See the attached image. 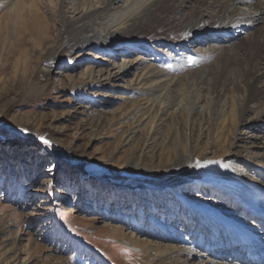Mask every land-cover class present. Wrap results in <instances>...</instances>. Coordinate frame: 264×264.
I'll use <instances>...</instances> for the list:
<instances>
[{
  "label": "rangeland",
  "instance_id": "rangeland-1",
  "mask_svg": "<svg viewBox=\"0 0 264 264\" xmlns=\"http://www.w3.org/2000/svg\"><path fill=\"white\" fill-rule=\"evenodd\" d=\"M85 1L52 3L71 16V9ZM87 1L97 5V0ZM126 1L115 0L118 5ZM17 3L0 0V264H158L163 248L182 251L183 264H250L236 258L240 253L235 246L226 249L231 242L224 236L226 228L221 224L218 229L219 220L202 207L255 228L257 244L264 242V221L252 210L249 215L255 217H249L240 200L204 179L226 174L228 180L246 184L235 170L255 179L251 186L264 185V105L250 104L254 112L231 118L229 103L238 100L232 90L225 108L216 114L204 107V119L190 136L187 117L194 110L190 87H180L175 98L183 117L172 116L173 108L162 115L154 109L139 126L138 116L144 110L133 104L142 99L140 88L145 83L137 80L142 75L137 61L141 67L149 61L163 74L183 62L182 71L171 76L186 82L190 70L214 61L212 56L199 62L196 58L213 46H218L216 52L227 48L230 54L234 44L247 43L253 28L237 29V40L234 35H227L228 40L220 35L216 41L183 44L171 59L166 49L148 55L158 51L146 45L123 51L115 47L112 58L95 50L77 51L71 64L46 63L32 48L29 33L17 32L20 19L13 10ZM42 10L55 27L56 41L62 30L60 17ZM216 14L213 11L212 16ZM210 21L207 17L201 24ZM168 59L171 65L165 66ZM43 65L52 67L49 73H42ZM101 67L116 77L104 81ZM86 69H93L91 78L84 75ZM258 87L264 92V83ZM145 97L164 101L162 92L149 91ZM131 109L135 112L128 115ZM240 117L244 121L238 124ZM135 128L136 135L128 136ZM215 131L222 134V143L210 148L207 140ZM147 140L152 148L142 155ZM192 151L194 162L179 166L184 163L178 161L179 155L183 158ZM191 211L196 214L188 217ZM105 228L121 234L112 236Z\"/></svg>",
  "mask_w": 264,
  "mask_h": 264
},
{
  "label": "bare ground",
  "instance_id": "bare-ground-1",
  "mask_svg": "<svg viewBox=\"0 0 264 264\" xmlns=\"http://www.w3.org/2000/svg\"><path fill=\"white\" fill-rule=\"evenodd\" d=\"M17 1L18 3L13 7L20 19L17 32L20 33L24 30L29 33L32 48L42 55L41 59H44L43 62L46 63L61 60L71 64L77 60L75 53L77 51L86 53L95 50L103 58H112L111 50L115 47L123 51L128 46L145 47L146 45H152L158 51L148 55L154 56L155 54L152 53L159 55L161 49H166L171 52L169 56L171 59L172 54H176L178 48L183 44L193 45L208 39L216 41L219 40L218 36L220 35L227 40L230 38L228 36L234 35L232 39L237 40L240 34V32L237 33V29L253 28L252 36L247 43L234 44L230 49V54H228L227 48L216 52L218 46H213L206 55L196 58L195 62H199L201 58L212 56L214 61L211 62L212 64L205 63L199 66V70H190L186 75L188 76L186 82L171 76L174 71H182L183 62L173 66L171 73L163 74L159 67L152 66L153 64H149V61H146L142 67L140 61H137L136 69L140 68L142 71L141 77L137 80L140 83L145 82L141 84L140 88L142 99L133 104L141 105L139 110H144L138 116L142 121L139 126L147 120L146 113L154 109H158L159 115H162L173 108L172 116L178 114L183 117L184 111H179L181 108H175L177 107L175 98L180 92V87H190L192 90L189 89L191 93L189 96L192 95L194 110L189 112V117H187L191 127L190 136L193 134L195 124L201 125L209 109L210 111L211 109L215 110L216 114L222 107L225 108V99L232 90L237 92L238 100L236 104L234 101L229 103L231 118H235L236 113H240V115L251 113L253 110L248 106L250 104H254L256 107L264 105V92L258 87L264 83V0H127L123 5H118L119 2H115V0H97V5H92L86 0L84 6L71 9V16H69V11L63 10V7L62 10L59 7L56 10L57 4L56 2L52 3V0H46L44 4L39 0ZM42 9L60 17L62 30L56 41L55 27L45 18ZM186 10H188L187 13ZM213 11L217 12L215 16H212ZM207 17H210L211 21L204 26L201 23ZM170 59L165 62V66L171 65L172 60ZM212 67L214 69H211ZM50 68L52 67L41 66V71L46 74L49 73ZM104 68L101 67L99 70L100 77L104 81L113 80L116 74ZM206 73L212 77L211 80ZM84 75L91 78L93 69H86ZM221 75L224 77L218 84ZM97 86L104 87L99 84ZM38 88L41 87L38 86ZM149 91L162 92V97L166 102L148 99L145 94ZM200 104H205V106L202 107ZM132 109L128 115H133L135 111ZM203 109H205V113ZM259 113L261 114V112ZM243 118L240 117L237 123H243ZM255 119L257 117L251 121V125L256 122ZM214 122L217 123V118L214 119ZM136 133L137 128L128 136L133 137ZM222 139V134L215 131L208 138V145L210 148L220 147ZM189 140L191 141V138ZM151 144L150 140L145 141L141 149L142 155L146 150L152 148ZM225 151L221 148V152ZM155 152L157 151L152 149V153L155 154ZM192 153L193 151L187 156L183 155V158L179 155L178 161L184 162L179 166H189L194 162ZM232 172L240 174L246 184L230 181L226 174L221 178L212 176L204 181L211 182L218 190L228 191L234 196V199L241 201L242 212L249 215L254 211L256 218L258 216L261 218H258L261 222L264 221V185L259 182L256 183L259 187L251 186V183L256 182L255 179L244 176L241 171L232 170ZM202 209L206 215L219 220L217 221L220 222L218 229L221 224L226 228H224V236L231 242L225 247L229 249L231 246H235L240 253L236 256L240 262L245 259L250 264H264V242L255 243L253 232L255 228H247L239 219L230 218L228 220L214 208L203 206ZM191 212L188 217L196 214ZM255 215H249V217H255ZM103 230L112 236L121 234L117 229L105 228ZM262 232H264V228H262ZM208 251L211 253V250ZM160 255L158 264H183L181 263L182 251H168L163 248L160 250ZM208 261L206 260L204 263ZM212 264L215 263L212 262ZM229 264L241 263L232 262Z\"/></svg>",
  "mask_w": 264,
  "mask_h": 264
},
{
  "label": "snow or ice",
  "instance_id": "snow-or-ice-1",
  "mask_svg": "<svg viewBox=\"0 0 264 264\" xmlns=\"http://www.w3.org/2000/svg\"><path fill=\"white\" fill-rule=\"evenodd\" d=\"M44 143H46V144H47V143H48V141H46V140H45V141H44Z\"/></svg>",
  "mask_w": 264,
  "mask_h": 264
}]
</instances>
